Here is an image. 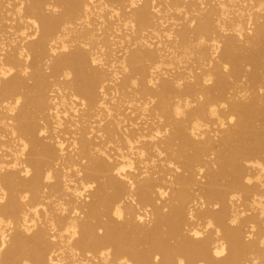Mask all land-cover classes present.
<instances>
[{
    "label": "bare ground",
    "instance_id": "6f19581e",
    "mask_svg": "<svg viewBox=\"0 0 264 264\" xmlns=\"http://www.w3.org/2000/svg\"><path fill=\"white\" fill-rule=\"evenodd\" d=\"M262 89L264 0H0V264H264Z\"/></svg>",
    "mask_w": 264,
    "mask_h": 264
},
{
    "label": "snow or ice",
    "instance_id": "6c2138e0",
    "mask_svg": "<svg viewBox=\"0 0 264 264\" xmlns=\"http://www.w3.org/2000/svg\"><path fill=\"white\" fill-rule=\"evenodd\" d=\"M206 82H207V81H206ZM262 90H264V89H262ZM231 123H232L233 125H235V123H236V117H235V115L232 116ZM121 219H122V217H121ZM141 223H143L142 220H141ZM254 231H255V229H253V232H254ZM261 246L264 247V244H262ZM216 255H217V256H220L221 253H220V252H217ZM156 261H157V262L160 261V257H159V256L156 257ZM122 264H127V261H123ZM178 264H185V261H184L183 259H180V260L178 261Z\"/></svg>",
    "mask_w": 264,
    "mask_h": 264
},
{
    "label": "rangeland",
    "instance_id": "374dc122",
    "mask_svg": "<svg viewBox=\"0 0 264 264\" xmlns=\"http://www.w3.org/2000/svg\"><path fill=\"white\" fill-rule=\"evenodd\" d=\"M258 124V123H257ZM225 183V180H220L219 184H224Z\"/></svg>",
    "mask_w": 264,
    "mask_h": 264
}]
</instances>
